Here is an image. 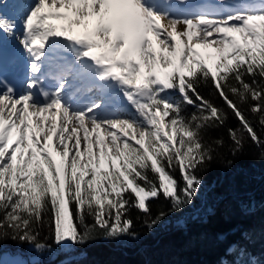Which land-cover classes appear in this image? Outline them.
<instances>
[{"label": "snow or ice", "instance_id": "snow-or-ice-1", "mask_svg": "<svg viewBox=\"0 0 264 264\" xmlns=\"http://www.w3.org/2000/svg\"><path fill=\"white\" fill-rule=\"evenodd\" d=\"M225 129L233 157L245 137L264 148V0L0 3V246L85 264L90 244L138 239L137 220L192 212ZM215 239L219 264H262L251 232Z\"/></svg>", "mask_w": 264, "mask_h": 264}, {"label": "trees", "instance_id": "trees-1", "mask_svg": "<svg viewBox=\"0 0 264 264\" xmlns=\"http://www.w3.org/2000/svg\"><path fill=\"white\" fill-rule=\"evenodd\" d=\"M201 91L218 107L226 108L223 101L210 90ZM186 111L191 114L195 109L189 106ZM245 115L254 122L258 121V117H252L247 111ZM229 126L238 127V121L231 114ZM255 126L260 132L259 124ZM213 135H222L225 143L215 153L208 170L199 173L203 186L196 202L197 208L180 216L169 215L152 232L147 230L142 219L137 220L138 239L90 244L82 258L85 264H219L226 245L217 241L215 234L225 233L238 239L241 231L253 234L251 242L245 243L264 264V159H261L264 148L257 147L245 137L242 152L233 157L226 129ZM261 135L264 136V133ZM229 160L232 161L231 165L227 163ZM176 176L179 178L178 172ZM248 205H251L250 213L245 210ZM151 207L153 214H156L160 210L167 211L169 205L161 198L153 201ZM206 208L216 209V215L211 221L205 215L201 222L200 217ZM137 215L134 211L133 218ZM47 234L48 229H45L43 235ZM47 243L52 245V249L55 248L50 240ZM1 248H11L25 258L45 256L44 264H58L62 259L56 256L53 260L51 256L48 257L49 252L38 253L27 243L11 240L4 241Z\"/></svg>", "mask_w": 264, "mask_h": 264}, {"label": "rangeland", "instance_id": "rangeland-1", "mask_svg": "<svg viewBox=\"0 0 264 264\" xmlns=\"http://www.w3.org/2000/svg\"><path fill=\"white\" fill-rule=\"evenodd\" d=\"M9 249V250H8ZM7 250H3L1 248L0 250V264H12V262H19L20 264H25V262H27V264H35V262L40 259H34V257L30 258V257H27L25 258V256H22L20 254L22 253H15L11 248H8ZM56 249V246L55 248H53V251H55ZM53 254L49 253L48 254V257L49 256H52ZM85 257V252H84V255L83 256H80V257H76V259H82ZM23 260H22V259ZM38 258V257H37ZM62 259H64V257H62ZM30 261V263H29ZM59 264V263H58Z\"/></svg>", "mask_w": 264, "mask_h": 264}, {"label": "bare ground", "instance_id": "bare-ground-1", "mask_svg": "<svg viewBox=\"0 0 264 264\" xmlns=\"http://www.w3.org/2000/svg\"><path fill=\"white\" fill-rule=\"evenodd\" d=\"M193 3H199L201 0H192Z\"/></svg>", "mask_w": 264, "mask_h": 264}, {"label": "flooded vegetation", "instance_id": "flooded-vegetation-1", "mask_svg": "<svg viewBox=\"0 0 264 264\" xmlns=\"http://www.w3.org/2000/svg\"><path fill=\"white\" fill-rule=\"evenodd\" d=\"M22 259V258H21ZM23 260V259H22ZM18 264H20L19 262H18Z\"/></svg>", "mask_w": 264, "mask_h": 264}]
</instances>
